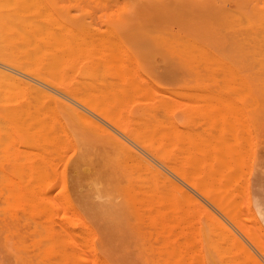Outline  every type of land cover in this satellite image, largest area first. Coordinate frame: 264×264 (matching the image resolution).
<instances>
[{
    "label": "rangeland",
    "instance_id": "rangeland-1",
    "mask_svg": "<svg viewBox=\"0 0 264 264\" xmlns=\"http://www.w3.org/2000/svg\"><path fill=\"white\" fill-rule=\"evenodd\" d=\"M33 29L37 30V33ZM56 33L60 38H56ZM76 34L79 35L78 38ZM73 35L75 36L73 37ZM69 38L74 40L70 42ZM67 41L70 43L69 46ZM113 45H116L118 49H115L116 47ZM52 48L55 52L52 51ZM84 48L86 51H84ZM70 49H72L71 52ZM42 50L45 51L42 53ZM94 50L98 52L94 53L96 52ZM107 50L112 55L116 54L115 57L108 55ZM58 51L63 52V55ZM73 51L76 53L72 57ZM113 51L119 52L113 54ZM204 51H209L208 53L211 54L208 55ZM70 53L72 54L70 55ZM78 53H80L79 56ZM120 55L124 59L120 63L121 66L117 68L119 66L116 67L117 63L119 64L120 59H122ZM111 57L112 59H110ZM56 58L61 59L62 62ZM108 58L110 60L107 61ZM111 60H114V63ZM7 65L18 66L21 73H24L22 76L25 80L30 78L29 80L35 84H37L36 82L41 83V86L45 90L47 89V92L59 93L58 95L62 99H68L67 101L76 105L84 116L87 114L88 119H96V122L102 124L106 123L104 128L107 131L123 134L125 129L122 131L123 126L121 125L124 123L126 131L130 128L129 131L131 132L135 131V133L156 137L155 134L157 133L155 132L157 131L152 133L149 128L156 123L157 125L152 129H158L159 133V128L162 127L165 120L168 125L171 124V128L177 125L179 129H183L185 134L187 130L195 133V136L198 133L197 141L199 140V144H203L207 139L212 140L206 134L207 131L208 133H214L215 130L220 129L221 134L223 132L228 136L229 130L227 126L223 125L227 123L224 122L225 116L227 120L230 114L235 116V111L228 112L230 107L226 103V101L231 103V109H234L236 97L234 88L252 85L253 87L262 88L264 86V0H0V70H6ZM99 65L101 68H99ZM132 65L135 69L132 68ZM115 69L121 70L122 74ZM93 71L96 73L94 74ZM60 73L61 75H59ZM118 73L122 77L124 76L123 81L121 76L120 78L119 75H116ZM140 74L141 76H138ZM91 75H94V77ZM129 75L132 79L136 77L134 80L138 82V84L136 82L137 85L128 86L130 83H127V81L130 82L129 80H131ZM61 76L62 80H60ZM96 77H99L100 80ZM104 79L106 83L103 81ZM134 80H132V83H135ZM109 82L112 84H110L111 86ZM116 83L118 86H116ZM139 83H142L140 85L144 88L146 86L147 89H149V85L152 86V92L147 90L149 91L148 94L144 88H139L142 92L140 90L136 91L138 87H141ZM121 86H124V88ZM110 87L111 89H108ZM103 88L105 90H102ZM122 89L131 91L126 93V90ZM21 90L22 92H20ZM108 90L113 94L111 97H109L111 93ZM4 91L0 92V264H59L60 261L62 264H83V262L84 264H254L257 261L264 263V107L262 111L249 110L245 107L240 108L241 112L240 109L237 110L236 115H239L238 112H240L245 116V122L247 121L249 124L250 121L252 131L250 135L247 133V128L243 131L240 127V130L245 133L237 128L236 132L232 130L231 134L235 135H233L234 143L236 142L238 145L241 142L238 141L240 140L238 137L241 138V136L244 135L245 137L246 135V137H249L250 144L247 143L249 141L247 140L244 145V140H242L240 144L246 148L248 147L247 150L243 151L245 147H242V151H239L241 145L239 147L236 145V148H233L238 149L239 155L241 152L240 156L237 155L238 153L234 154V156H239L240 160H235L237 163H233L231 160L230 162L227 159H225L227 162L221 160L220 175L217 179L215 175L213 177L210 173L211 167L208 168L212 164L211 170H217L213 169V163H216L218 167L219 162H216L218 158L214 160V156L218 154L212 156V160L209 161L207 155L206 157L205 154L204 156L200 155L204 148L201 151L197 150L200 151L199 153L193 151L195 148H191L192 141H190L189 148V144L187 145L184 141L193 137V135L181 140L183 141L181 142L179 138L182 139V137L177 133L172 138L175 142L172 143L170 138L171 145L168 143V148L167 145L161 147L156 144L160 147V152L165 153L167 158L171 159L169 160L173 166H179L178 168L185 170V178L183 177L185 180L180 178V182L182 181L181 184L183 183L182 186L188 190V193H193L195 199L193 195L189 196L191 194L184 196L182 199V197H179V193L172 191V193L175 192V195L171 196L172 200L164 198L163 201V198L160 200V198L155 197V199L137 200V204L130 200V194L133 192L134 187L124 163H114L115 166H112L111 173L114 174L116 179L113 184L115 189H109L108 182L100 180L98 174L93 175L98 170L99 160L102 161V166L100 165L98 171L101 169L107 171L109 167L103 164V158L98 156L97 151L102 150L104 152L103 157L106 158L116 155L112 146L105 141L106 135L103 134L104 132L98 131L97 143L101 145L104 142L105 146L102 144V147H99L96 144L100 149L98 150L97 146L93 148L90 157L91 159L94 158L93 167L95 165L96 170L92 169L91 171L89 166L81 159L84 146L78 139L76 129L67 122L64 113H61L62 119L65 120V124H62L58 118L56 120L52 116V113L55 115L53 110H45V108H50V104L47 107L42 105H46V102H48L47 97H44V99L37 95L32 100L30 97H33V92L24 88L20 90L17 88L19 96L14 93L16 91L14 90L11 94L12 97L10 94V97H8L7 92H5L6 97L2 94ZM105 91L108 94L103 93ZM187 91L188 93L191 92L192 95L189 96ZM229 91L231 92L229 93ZM115 92L118 93L117 96H115ZM128 93H130V96ZM198 94L201 95L197 96ZM150 95L151 99L154 98L152 101L149 99ZM166 95H170L169 97L172 96L174 99L171 97L170 105L168 104L164 108L162 105L165 104H162L160 97ZM207 95H209L208 98L211 97L210 95H214V98L220 96L222 97H219L220 101L223 99L224 102L219 101V104L216 103L217 107L212 101L210 102V99L206 98ZM20 96L23 98H19ZM146 96L148 100L145 99ZM37 97L41 101L44 100V102H35L40 101ZM72 97L74 98L72 99ZM95 97L99 101L97 98L93 99ZM229 97H233V101H228L230 100ZM90 98H92L91 102L93 101V104H91ZM224 98H227V100L225 101ZM111 99L112 101H109ZM193 99L195 103L190 102L194 101ZM205 99L207 102L202 101ZM84 100H88L90 103ZM111 102H115L114 105ZM120 102L122 104H119ZM209 102L210 104H207L208 107H206L208 109L202 108ZM52 105L53 103H51ZM34 106L37 109H34ZM223 106L227 108L224 109L225 111H223ZM118 107L119 109H117ZM213 107L218 111H215ZM114 108L117 109L114 110L115 112L113 111ZM38 110H40V114L37 113ZM216 112L222 113V115L216 114ZM118 113L121 115L120 117H118ZM46 115L51 119L49 117L46 118L47 120L44 119ZM216 116L218 118L220 116V118L218 119ZM244 116L241 118H244ZM260 116L263 119L262 123L257 119ZM124 117L129 119L126 120ZM230 117L232 118V116ZM235 117L239 119V116ZM39 118L44 119V122ZM210 118L214 123L211 122L207 125L208 120L209 122L211 120ZM162 119L164 120L162 121ZM214 119H218L217 122L220 120L221 128L214 125L216 122ZM115 120L121 121L115 122ZM168 120H171V122ZM233 120L235 119L232 118ZM236 120L234 126H237L238 122L241 121ZM242 121L244 122L243 119ZM42 123L47 124L43 126ZM115 123L122 124L117 126ZM146 123L151 125L147 124V126ZM57 124L58 126H56ZM78 124L81 125L79 120ZM248 124L243 125L248 127ZM45 127L46 130H43ZM57 127H60L63 131ZM223 127H226V129ZM111 128L114 130L112 131ZM147 128L152 134L148 133V130L144 131ZM119 129H121V132ZM185 129L186 131H184ZM178 131L180 132V130ZM192 133L188 132V134ZM202 133L206 134L207 139L204 137V140H202L205 135L202 136ZM224 134L222 137H224ZM217 136L215 135V137ZM213 139L215 143L220 140ZM232 139L230 142H233ZM191 140L194 139L191 138ZM174 143L178 147L180 143H184V150L182 149L183 146L179 147L180 150L185 151L180 152L184 156L179 153L180 150ZM231 144L222 146L227 147L229 151L230 147L232 148ZM175 146L176 148H174ZM200 146L205 147L206 150L209 147L208 145L207 147L206 145ZM216 146L215 144L214 147L216 148ZM187 147L192 149V151L190 150L191 154L200 155L206 162L208 160V163H212L208 166L202 159V162L199 163L201 160L199 161L196 156L199 161L196 166L203 163L201 167L199 166L200 168L198 167L202 170H197L194 162L191 163L195 157L193 156V160L190 159L192 155L187 152L186 158L192 161L188 162L185 158V153L188 151ZM214 147L212 149H215ZM57 148L61 150L58 151ZM209 149L212 150L210 147ZM209 149L208 151H210ZM143 151L148 155L151 154L146 150ZM26 152H30L28 154L31 156ZM40 152V155L44 156L43 158L38 154ZM204 152L207 154L205 150ZM210 152L214 154L215 150ZM93 153H96V155ZM178 155H181V158ZM150 156L152 157V155ZM176 156L178 160L173 159ZM118 159L122 161L120 158ZM231 159L234 161L235 157ZM157 160L156 162L159 163ZM179 161L181 162L179 163ZM41 166L45 167V171L48 168L47 174H49V177L54 176L51 178V182L45 176L46 172L42 175L45 176V179L42 178L38 182V179H40L38 176L44 171ZM30 168L38 173L42 171L38 176L36 174L34 178V175L31 176L32 170ZM51 169L55 171V173L53 172L54 175H52ZM108 170L110 172V168ZM206 172L212 178H208V183H203L205 179L201 178H203V174L205 176ZM186 175L192 178L195 177L192 179L193 182L195 180V184L191 183V178H186ZM200 176L202 177L200 178ZM216 176L218 175L216 174ZM213 178H215V181H213ZM200 179L203 181L199 183ZM210 179H212L211 182ZM2 181H5L4 184ZM47 182H50V184ZM40 183V188L46 186L47 183L46 188L51 189L48 192L45 190L43 196L38 191ZM201 183L206 185L205 188L199 187L198 184ZM48 185H51V188ZM14 187L17 191L14 190ZM19 189L23 191L24 197L26 195L31 197L33 193L34 202L30 201L29 197V200L22 197V192H18ZM13 190L16 193L18 192L21 198ZM31 190H34V192ZM45 195L46 197H44ZM86 197L90 199L86 201L84 199ZM38 199L41 200L40 203L42 202V204L38 203ZM112 200L119 209L116 216H105L98 213L100 207L109 204ZM162 202L164 203L162 204ZM42 205L46 209L41 208ZM76 214H79V216ZM52 215L54 217L51 220ZM74 216L77 217L74 218ZM71 220L76 222L77 225L74 230H70ZM84 226L88 227L85 228ZM233 235L238 238V243L240 239L241 243L245 244H243L244 246L251 247L249 250L254 253V257L248 259L242 250L237 248L239 245H237ZM87 239L86 244L89 245L83 246L86 245L84 243ZM61 240H65L62 246ZM79 243L82 245H79ZM64 245L67 247H64ZM90 248L92 249L90 250ZM79 253L81 256L83 254L81 260H79Z\"/></svg>",
    "mask_w": 264,
    "mask_h": 264
},
{
    "label": "bare ground",
    "instance_id": "bare-ground-1",
    "mask_svg": "<svg viewBox=\"0 0 264 264\" xmlns=\"http://www.w3.org/2000/svg\"><path fill=\"white\" fill-rule=\"evenodd\" d=\"M200 2V1H199ZM191 4V3H190ZM194 4V3H193ZM197 4V3H196ZM202 5V4H201ZM169 9V8H168ZM65 25V24H64ZM63 27V26H62ZM65 27H66V25H65ZM64 27V28H65ZM84 27V26H83ZM36 29V28H35ZM63 29V28H62ZM18 30V29H17ZM34 30V29H33ZM69 30H71V29H69ZM68 30V31H69ZM37 31V30H36ZM35 30H34V32H36ZM49 31V30H48ZM52 31H53V29H52ZM55 31V30H54ZM33 32V33H34ZM72 32V31H71ZM29 33V32H28ZM37 33V32H36ZM60 33H61V31H60ZM63 33V32H62ZM119 33V32H118ZM31 34V33H30ZM42 34V33H41ZM59 34V33H58ZM66 34H67V32H66ZM62 35H64V34H62ZM76 35H78V34H76ZM102 35H104L103 33H102ZM101 35V36H102ZM107 35V34H106ZM124 35V34H123ZM126 35V34H125ZM35 36H36V34H35ZM60 36V35H59ZM66 36V35H65ZM75 35H73V37H74ZM24 37V36H23ZM53 37V36H52ZM58 36H57V33H56V38H57ZM62 37V36H61ZM79 37V35L77 36V38ZM85 37V36H84ZM58 38H60V37H58ZM83 38V37H82ZM61 39H63V38H61ZM60 39V40H61ZM65 39V38H64ZM70 39V38H69ZM69 39H66V40H69ZM182 39V38H181ZM43 40V39H42ZM46 40H48V39H46ZM52 40V39H51ZM58 40V39H57ZM71 40L72 39H70L69 41L71 42ZM74 40V39H73ZM72 40V41H73ZM77 40V39H76ZM17 41H18V39H17ZM34 41V40H33ZM54 41H56V40H54ZM62 41H64V40H62ZM86 41H88V40H86ZM89 41H91V40H89ZM124 41V40H123ZM22 42V41H21ZM32 42V41H31ZM47 42V41H46ZM59 42V41H58ZM68 42V41H67ZM77 42V41H76ZM84 42V41H83ZM82 42V43H83ZM35 43V42H34ZM43 43V42H42ZM48 43V42H47ZM62 43V42H61ZM65 43H66V41H65ZM80 43V42H79ZM111 43V42H110ZM126 43V42H125ZM41 44V43H40ZM55 44V43H54ZM74 44V43H73ZM77 44H78V42H77ZM188 44V43H187ZM27 45V44H26ZM29 45V44H28ZM31 45V44H30ZM32 45H34V44H32ZM35 45H37V44H35ZM70 45V43L68 42V46ZM71 45H72V43H71ZM44 46H46L45 44H44ZM48 46V45H47ZM51 46H52V44H51ZM107 46H109L108 44H107ZM114 47H116V45H113ZM135 46V45H134ZM33 47V46H32ZM57 47V46H56ZM60 47V46H59ZM72 47V46H71ZM76 47H77V45H76ZM78 47H79V45H78ZM81 47V46H80ZM50 48V47H49ZM73 48H75L74 46H73ZM72 48V49H73ZM82 48V47H81ZM109 48V47H108ZM42 49V48H41ZM56 49V48H55ZM61 49H62V47H61ZM72 49H70V52L72 51ZM113 49V48H112ZM115 49H118L117 47L115 48ZM114 49V50H115ZM141 49V48H140ZM205 49V48H204ZM242 49V48H241ZM17 50H18V48H17ZM33 50V49H32ZM37 50V49H36ZM51 50V49H50ZM54 49L52 48V51H53ZM78 50H79V48H78ZM81 50V49H80ZM121 50V49H120ZM45 51V50H44ZM43 50H42V53L44 52ZM67 51V50H66ZM82 51V50H81ZM84 51H86L85 50V48H84ZM83 51V52H84ZM94 51H96V50H94ZM108 51V50H107ZM39 52H40V49H39ZM54 52H55V50H54ZM58 52H60V51H58ZM63 52H64V50H63ZM62 52V53H63ZM69 52V51H68ZM68 52H67V54H68ZM98 51H96V52H94V53H97ZM109 52V51H108ZM115 52H117V54H118V52L119 51H115ZM114 51H113V54L115 53ZM190 52V51H189ZM205 52H207V51H204V53ZM209 52V51H208ZM207 52V54L209 55V54H211V53H208ZM36 53H38V52H36ZM41 53V55H43ZM47 53H49V52H47ZM50 53H52V52H50ZM61 53V52H60ZM61 53V54H62ZM73 53V55H71ZM72 53H70V55L73 57L74 56V54L76 53H74V51L72 52ZM191 53V52H190ZM223 53V52H222ZM31 54V53H30ZM65 54V53H64ZM79 54L80 53H78V56H79ZM87 54V53H86ZM122 54V53H121ZM226 54V53H225ZM21 55V54H20ZM26 55V54H25ZM40 55V56H41ZM54 55V54H53ZM52 55V56H53ZM58 55V54H57ZM60 55V54H59ZM63 55V54H62ZM69 55V56H70ZM108 55H112V54H110V52L108 53ZM116 55V54H115ZM115 55H112V57L114 56L115 57ZM206 55V54H205ZM30 56V55H29ZM76 56H77V54H76ZM50 57H51V55H50ZM112 57L110 58V59H112ZM120 57H122V59H120ZM120 57H119V59H120V61H119V64L117 63V65H116V67L117 68H119L121 65H120V63L121 62H123V56L122 55H120ZM42 58H44V57H42ZM47 58V57H46ZM61 58V57H60ZM197 58V57H196ZM27 59H28V57H27ZM51 59V58H50ZM57 59V58H56ZM62 59V58H61ZM61 59H57V60H59L60 62H62L61 61ZM109 58L107 59V61L108 60H110ZM130 59V58H129ZM39 60V59H38ZM55 60V59H54ZM64 60V59H63ZM122 60V61H121ZM30 61V60H29ZM65 61H66V59H65ZM67 61H68V59H67ZM113 63H114V60H111ZM110 61V62H111ZM117 61V62H118ZM125 61V60H124ZM134 61H135V59H134ZM205 61H207V60H205ZM51 62H52V60H51ZM130 62V61H129ZM133 62V61H132ZM136 62V61H135ZM212 62H213V60H212ZM113 63H112V65H113ZM126 63V62H125ZM234 64V63H233ZM46 65V64H45ZM44 65V66H45ZM50 65H52V64H50ZM54 65H56V64H54ZM126 66H127V64H125ZM8 66V65H7ZM43 66V67H44ZM63 66V65H62ZM42 67V66H41ZM55 67V66H54ZM60 67H61V64H60ZM59 67V68H60ZM64 67V66H63ZM62 67V68H63ZM210 67V66H209ZM56 68V67H55ZM59 68H57V69H59ZM78 68V67H77ZM99 68H101L100 67V65H99ZM115 68V67H114ZM132 68H134L133 67V65H132ZM46 69V68H45ZM86 69V68H85ZM124 69V68H123ZM135 69V68H134ZM55 71H56V69H54ZM97 70V69H96ZM95 70V71H96ZM103 70V69H102ZM101 70V71H102ZM116 71L118 70L119 71V69H115ZM115 70H114V72H115ZM239 70V69H238ZM245 70V69H244ZM52 71V70H51ZM50 71V72H51ZM117 71V72H118ZM123 71V70H122ZM129 70L127 69V72H128ZM43 72V71H42ZM59 72V71H58ZM57 72V73H58ZM92 72V71H91ZM103 72V71H102ZM121 74H122V72H121V70L119 71ZM126 72V73H127ZM131 72V71H130ZM233 72V71H232ZM237 72V71H236ZM73 73V72H72ZM85 73V72H84ZM93 73H94V71H93ZM96 73V72H95ZM94 73V74H95ZM99 74H101L100 72H98ZM97 73V74H98ZM120 73H118V74H116L118 77H122V75H120ZM133 73V72H132ZM0 92H3L4 90V93H2L4 96H6V93L5 92H7V94H8V97H10L11 96V94H12V92H14V90H16L14 93H18V91H17V88L20 90L21 88H24V89H27V90H29L30 92H33V97H30V98H32V100H34L35 99V97L37 96V95H40V97H42V98H48V102H46V105H44V104H42L43 106H46L47 107V105L49 106V104H50V108L48 107V108H45V110L46 109H50L51 111L53 110V112H54V114L55 115H53V113H52V116H54L55 118H56V120H57V118L59 119V121H60V123H62V124H65V120H63L62 119V117H61V113H64L65 114V116H66V120H67V122L68 123H70L72 126H74V128L76 129V132H77V135H78V139H80V142L82 143V145L84 146V151H82L83 153H82V155H81V159L89 166V169H91V171H92V169H94V171L96 170L95 169V165H94V167H93V163L95 162L94 161V158L93 159H91V157H90V155L92 154V152H93V148H95V146H97L98 145V131H101V132H104L103 134H105L106 136H105V141L107 142V143H109L111 146H112V148H113V151H114V153L116 154L114 157H108V158H106V157H103V153L104 152H102V150H99L100 148V146L104 143H101V142H99V143H101V145H98L97 146V148H98V150L99 151H97V149H95V151H97L98 152V156L101 158H103V164L105 165V166H109L108 168H110V172H108L109 170H108V168H107V171L106 170H104V169H101L100 171H98L99 170V167H101L102 165H101V162L102 161H100L99 159V166L97 167V169L98 170H96V171H98V172H91V173H93V175L94 174H98V177H99V179L100 180H103V182L106 180V182H108V184L110 185V188L109 189H115V187H114V183L116 182V179L114 178V174L113 173H111V171H112V166H115V165H113L114 163H118V164H122V163H124L125 164V167H126V170H128V172H129V176H130V180H131V183L133 182V187H134V189L132 190L133 192L130 194V200H131V202H136L137 200H140V199H149V198H154L155 199V197L156 198H160V200H162V198H163V201L166 199L167 200V198L169 199V200H172V197L171 196H174L175 194V192H177V194L179 193V197L181 198L182 197V199H183V197L184 196H188V194H191V195H189V196H192L193 195V193L191 192V191H189V192H191V193H188L187 191L188 190H186L185 189V187L183 188V186H182V184H181V182H180V178H182L183 179V177H184V171L185 170H183V169H181V168H178L179 166H176L175 167V165L173 166L172 164H171V162H170V160L167 158V156H166V154L165 153H161L160 152V147L159 146H161V147H164V146H166L168 143H170L169 141H170V138H171V141H172V143L173 142H175V140H173L172 138H174L175 136H176V134L177 133H179V135L182 137V139L181 138H179L180 139V141L181 140H184L185 138H188V137H190V136H192L193 135V137H190V138H188L187 140H185L184 141V143H186L187 145L189 144V148H190V141H192L191 143L193 144L192 146H191V148L193 149V148H195V150H193V151H197V150H202L203 148H204V150L207 152V154L204 152V150H202V152H204L203 154H201L202 152H200V151H197L198 153L200 152V155H202V156H204V154H205V157H206V155H207V157H208V159H209V161H211L212 160V156H214L215 154H218V155H215L214 156V160H216L217 158L219 159V161H218V159L216 160V162L218 163L219 162V164H218V167H217V164L215 165L214 163H213V169H217V170H211L212 169V162H210V163H208V160H207V162L204 160V158L202 159V156H198V155H193V154H191V151H192V149H189L188 147H187V149H188V151H186V153H185V158H186V154H187V152L188 153H190V155H192V157L190 158V159H192L193 160V158L195 157V159H196V156H197V158H198V160L200 161L201 159L202 160H204L206 163L205 164H207L208 166H209V164H211V166H209V168L208 169H210V167H211V169H210V173H212V175H213V177H214V175H215V178L217 179L218 177H219V175H220V169H221V164L220 163H222V161H226L227 162V160H231L233 163L235 162V163H237L236 161H237V159H238V161L240 160L239 159V156L241 155V152H240V155H239V151H242L241 149H242V147H245V146H242L240 143H242V140H244V145H245V141H247V140H249V137H246V135H245V137H244V135L243 136H241V138H239L238 137V139H240V140H238V141H241L240 143H238V145L236 144V142L234 143V134H231L232 133V130L234 131L235 130V132L237 131V129H239L240 130V127H242L241 129L244 131L245 130V128H247L246 130H247V133L248 134H250L251 135V131H252V129H251V126H250V121H249V124L247 123V121L245 122V120H246V118H245V116L243 115V114H240V112H241V109L240 108H242V107H245V109H249V110H252V109H254V110H257V111H262L263 110V107H264V86H262V88L261 87H253V85L252 86H243V87H237V88H234V93H235V102H234V109H236V110H234V109H231L232 108V104L231 103H229V102H227L226 100H227V98H224L225 99V101H226V103H227V105L230 107V111H228V112H234L235 113V116H239V119H238V117L236 118L235 116H233V115H231L230 113V116H232V118H234L236 121H239V120H241L240 122H238V125H239V127H238V125L236 126H234V121L235 120H233L232 121V118L229 116V118H228V120H227V117L225 116V120H224V122H227V123H225L223 126H227V129L229 130V134H228V136H227V134H226V138H230V140H228L227 139V142H229V143H227L226 142V138H225V134L222 132V134H221V132H220V129H217V130H215L214 131V133H211V132H209L208 133V131H207V135L209 136V137H211L212 138V140L211 139H207V137H206V134L205 133H202V140H204L203 138L205 137L206 139V141H201V142H203V144L202 143H200L199 144V140L197 141V139H198V133H196V136H197V138H196V136H195V133H192V132H190V131H186V129L184 130V131H186V134L183 132V129L181 130V129H179L178 128V126L176 125L175 127H173V128H171V124L169 123V125L166 123V121L164 120V119H162V121L164 120V124H167V125H164L163 123V125H162V127L161 128H159L160 130H159V133H158V129H156V130H154V129H152V128H154V126L155 125H157L156 123H155V125H153V126H151V128H149V129H151L152 131V133H153V131H157V132H155V133H157V134H155V136L156 137H150V136H152V135H148V134H146V135H144V134H142V133H135V131H133V132H131V131H129L130 130V128H129V130L128 131H126V128L124 127V120H123V124L122 123H115V124H117V126L118 125H121V126H123L122 127V131H123V129H125V131H123V134H120V133H113V132H115V131H113L112 130V128H111V130L113 131V132H110V131H107L104 127H106V125H104V124H106V123H104V124H102L101 122H96V119L95 120H92V119H88V117H86L87 116V114H85L86 116H84V114H83V112L82 111H80V109L79 108H77L76 107V105H74L72 102H70V101H67L68 99H65L64 97V99H62L61 97H60V95H58V94H52V93H50V92H47L46 90H45V88L44 87H42L41 85V83H39V82H36L35 80H34V82H36L37 84H35V83H33V81H31V80H29V79H27V80H25V78H23L24 76H22L23 74L21 73V70H19V67L17 66V67H13V66H8L7 67V69L6 70H0ZM39 74H40V72H39ZM82 74V73H81ZM87 74V73H86ZM85 74V75H86ZM103 74V73H102ZM115 74V73H114ZM113 74V75H114ZM131 74V73H130ZM134 74V73H133ZM133 74H132V77H133ZM258 74V73H257ZM53 75H54V73H53ZM59 75H61V73L59 74ZM66 75V74H65ZM234 75V74H233ZM251 75V74H250ZM22 76V77H21ZM46 76V75H45ZM55 76V75H54ZM87 76H88V74H87ZM86 76V77H87ZM91 76H93L94 77V75H91ZM101 76V75H100ZM130 77H131V75H129ZM135 76H136V74H135ZM134 76V77H135ZM138 76H141V74L140 75H138ZM103 77V76H102ZM117 77V78H118ZM120 77V78H121ZM128 77V76H127ZM132 77H131V80H129L130 82H128L127 81V83H130V85H128V86H131L132 84H136V82L137 81H135L134 79L136 78H133L132 79ZM49 78V77H48ZM51 78V77H50ZM97 78V77H96ZM95 78V79H96ZM99 78V77H98ZM97 78V79H98ZM119 78V79H120ZM141 78V77H140ZM122 79H124V76L121 78V80ZM60 80H62V76L60 77ZM99 80H100V78H99ZM132 80H134V82L135 83H132ZM254 80H256V79H254ZM259 80V79H258ZM55 81H57V80H55ZM103 81H105V79L103 80ZM123 81V80H122ZM60 83H62L61 81H59ZM100 82H102V81H100ZM140 82V81H139ZM235 82V81H234ZM251 82V81H250ZM57 83H58V81H57ZM103 83V82H102ZM105 83H106V81H105ZM111 83L109 82V85H110ZM117 84V83H116ZM137 84H138V82H137ZM136 84V85H137ZM142 85V83H139V86H141ZM112 85V84H111ZM110 85V86H111ZM121 85V84H120ZM45 86V85H44ZM103 86H104V84H103ZM107 86V85H106ZM114 86H115V84H114ZM116 86H118V84L116 85ZM133 86V85H132ZM105 87V86H104ZM122 87V86H121ZM152 86H150L149 85V89H147L146 88V86H145V88L143 87V86H141V87H138L137 89H136V91H138V90H140L139 88H144L145 90H146V92L149 94V91H147V90H151L150 92H152V88H151ZM236 87V86H235ZM44 88V89H43ZM122 88H124V86L122 87ZM135 88H136V86H135ZM55 89V88H54ZM96 89H97V87H96ZM108 89H111V87L110 88H108ZM127 89H128V87H127ZM127 89H125L126 90V93L127 92H129V91H131V90H127ZM133 89V88H132ZM216 89V88H215ZM3 90V91H2ZM23 90V89H22ZM22 90L20 91V92H22ZM101 90V89H100ZM102 90H105V88H103ZM122 90H124V89H122ZM124 90V91H125ZM134 90V89H133ZM153 90H155V89H153ZM232 90V89H231ZM53 91V90H52ZM80 91V90H79ZM98 91V90H97ZM107 91V90H106ZM106 91L105 92H103V93H106ZM135 91V90H134ZM85 92V91H84ZM108 92H110L109 90H108ZM114 92V91H113ZM140 92H142V90H140ZM145 92V93H146ZM182 92V91H181ZM181 92H180V95H181ZM231 91H229V93H230ZM24 93V92H23ZM57 93V92H56ZM111 93V92H110ZM116 93V92H115ZM146 93V94H147ZM155 93V92H154ZM164 93V92H163ZM172 93H173V91H172ZM191 92H189L188 93V91H187V94L190 96V95H192V94H190ZM232 93H233V91H232ZM9 94H10V96H9ZM30 94V93H29ZM35 94V95H34ZM74 94V93H73ZM83 94V93H82ZM85 94V93H84ZM87 94V93H86ZM96 94V93H95ZM106 94H108V93H106ZM117 94L118 93H116V95L115 96H117ZM186 94V93H185ZM209 94V93H208ZM15 95V94H14ZM23 95V94H22ZM27 95H28V93H27ZM26 95V96H27ZM64 95V94H63ZM62 95V96H63ZM66 95V94H65ZM110 95V94H109ZM113 94L111 93V95L109 96V97H111ZM128 95L130 96V93H128ZM153 95V94H152ZM193 95H195V94H193ZM199 95H201V94H198L197 96H199ZM203 95H206V94H203ZM13 96V95H12ZM11 96V97H12ZM17 96H19L18 94H17ZM59 96V97H58ZM77 96V95H76ZM96 96V95H95ZM107 96V95H106ZM154 96V95H153ZM153 96H152V98H153ZM170 96V95H169ZM169 96H161L160 97V100H161V102H162V104H167L166 106L165 105H162V106H164V108L165 107H167L168 106V104H169V101H170V99H174V97H169ZM211 97H213V98H208L209 97V95H207V99H210V102L212 101V103H214V105L215 106H217L218 107V105H216V103H218L219 104V101L221 100L220 98H222V97H218V96H215V98H214V95L212 96V95H210ZM7 97V96H6ZM71 97V96H70ZM93 97V96H92ZM98 97V96H97ZM97 97H95V98H93V99H96ZM122 97V96H121ZM131 97H133V96H131ZM150 98L149 99H151V95L149 96ZM186 97V96H185ZM204 97V96H203ZM217 97V98H216ZM19 98H21V96L19 97ZM23 98V97H22ZM21 98V99H22ZM29 98V97H28ZM38 98V97H37ZM41 98V99H42ZM44 98V99H45ZM74 97H72V99H73ZM103 98V97H102ZM162 98V99H161ZM195 98H196V96H195ZM205 98V97H204ZM233 97H229V99L230 100H228V101H233V99H232ZM26 99V98H25ZM39 99V98H38ZM99 99H100V97H99ZM113 99V98H112ZM112 99L111 100H109V101H112ZM120 99H122V98H120ZM132 99V98H131ZM146 100H148L147 99V96H146V98H145ZM144 99V100H145ZM154 99V98H153ZM153 99H151V101L153 100ZM203 99V98H202ZM218 99V100H217ZM232 99V100H231ZM17 100V99H16ZM15 100V101H16ZM24 100V99H23ZM40 100V99H39ZM69 100H70V98H69ZM80 100V99H79ZM90 100V102H91V100H92V98H90L89 99ZM97 100H98V98H97ZM104 100V99H103ZM114 100V99H113ZM138 100V99H137ZM175 100H176V98H175ZM194 100V99H193ZM213 100H215V102H213ZM27 101H28V99H27ZM43 102H44V100H42ZM41 100L40 101H35V102H42ZM51 101V102H50ZM84 101H87V103H90V102H88V100H84ZM96 101V100H95ZM99 101V100H98ZM97 101V102H98ZM150 101V102H151ZM182 101V100H181ZM187 101V100H186ZM203 102H205L206 101V99L205 100H202ZM222 101H223V99H222ZM222 101H220L221 103H222ZM8 102V101H7ZM78 102V101H77ZM93 102V101H92ZM91 102V104H93ZM101 102V101H100ZM118 102V101H117ZM175 102V101H174ZM189 102V101H188ZM190 102H194L195 103V100L194 101H190ZM207 102V101H206ZM210 102L209 103H206V106H204V107H202V108H205V109H208V108H206V107H208V105L210 104ZM224 102V101H223ZM23 103V102H22ZM51 103H53V105L51 106ZM79 103V102H78ZM111 103H113V102H111ZM115 103V102H114ZM114 103H113V105H114ZM28 104H31V103H28ZM33 104V103H32ZM80 104V103H79ZM105 104V103H104ZM117 104V103H116ZM119 104H122V102H120ZM182 104V103H181ZM199 104V103H198ZM204 104V103H203ZM208 104V105H207ZM235 104H237L236 106H235ZM97 105H99V104H97ZM101 105V104H100ZM170 105V104H169ZM174 105V104H173ZM231 105V106H230ZM104 106V105H103ZM211 106V105H210ZM31 107H33V106H31ZM51 107H53V108H51ZM116 107V106H115ZM173 107V106H172ZM192 107V106H191ZM26 108V107H25ZM202 108H200V109H202ZM214 109H215V111H218L215 107H213ZM223 108V111H225L224 109H227V108H225L224 106L222 107ZM34 109H37V108H35V106H34ZM41 109V108H40ZM117 109H119V107L117 108ZM117 109H113V111L114 110H117ZM213 109V110H214ZM239 109H240V112H238V114L239 115H236V113H237V110L239 111ZM198 110V109H197ZM35 111V110H34ZM39 111L40 110H38V114H40L39 113ZM41 111H43V110H41ZM87 111V110H86ZM168 111V110H167ZM44 112V111H43ZM89 112V111H88ZM102 112V111H101ZM115 112V111H114ZM117 112V111H116ZM214 112V111H213ZM42 113V112H41ZM46 113H48V111H46ZM87 113V112H86ZM103 113V112H102ZM119 113H121L120 111H119ZM118 113V114H119ZM215 113V112H214ZM217 113H219V112H216V114ZM244 113V112H243ZM34 114V113H33ZM49 114V113H48ZM92 114V113H91ZM128 114V113H127ZM42 115H44V113H42ZM50 115V114H49ZM117 115V114H116ZM219 115H222V113L220 114L219 113ZM244 116V118H241L242 116ZM35 116V115H34ZM121 115L119 114V116L118 117H120ZM128 116V115H127ZM156 116V115H155ZM228 116V115H227ZM241 116V117H240ZM47 117H49L48 115H46L45 116V118L44 119H46ZM100 117V116H99ZM117 117V116H116ZM123 117V116H122ZM217 117V116H216ZM28 118V117H27ZM50 118V117H49ZM81 118V119H80ZM87 118V119H86ZM112 118H114V117H112ZM124 118H126V117H124ZM218 118V117H217ZM219 118H220V116H219ZM218 118V119H219ZM231 118V119H230ZM241 118V119H240ZM2 119V118H1ZM37 119V118H36ZM41 118H39V120H40ZM44 119L42 120L43 122H44ZM51 119V118H50ZM129 119V118H128ZM127 118H126V120H128ZM211 119V118H210ZM218 119H214V121H216L215 122V124L214 125H218L217 127H222V125H221V123H219L220 122V120H219V122H217L218 121ZM222 119V118H221ZM242 119L244 120V122L242 121ZM257 119H258V121L260 122V123H262L263 122V119L261 118V116L260 117H257ZM47 120V119H46ZM46 120H45V122H46ZM54 120V119H53ZM78 120L80 121V126H79V124H78ZM122 120V119H121ZM121 120H119V121H116L115 120V122H120ZM150 120V119H149ZM50 121V120H49ZM98 121V120H97ZM114 121V120H113ZM136 121V120H135ZM162 121H160V122H162ZM168 121H170L171 122V120H168ZM1 122V121H0ZM104 122V121H103ZM112 122V121H111ZM125 122H127V121H125ZM157 122V121H156ZM160 122H158V123H160ZM205 122H206V120H205ZM205 122H203V123H205ZM212 122V124L214 123L213 121H212V119L210 120V122H209V120H208V122H207V125H208V123H211ZM242 122V123H241ZM57 123H59V122H57ZM99 123H101V124H99ZM129 123H131V122H129ZM135 123V122H134ZM137 123V122H136ZM139 123H140V121H139ZM174 123V122H173ZM219 123V124H218ZM233 123V124H232ZM236 123V122H235ZM43 124V126H45V124H47V123H42ZM62 124H59V125H62ZM127 124V123H126ZM145 124V123H144ZM143 124V125H144ZM147 124H150V123H146V125ZM161 124V123H160ZM246 125V124H248V127L246 126V127H244V125L243 126H241V125ZM102 125H104L103 127H102ZM107 125H108V123H107ZM134 125V124H133ZM151 125V124H150ZM150 125H149V127H150ZM2 126V125H1ZM42 126V127H43ZM56 126H58V124L56 125ZM121 126H119V127H121ZM148 126V125H147ZM166 126H170V127H166ZM199 126V125H198ZM234 126V127H233ZM250 126V127H249ZM8 127V126H7ZM41 127V128H42ZM50 127V126H49ZM62 127V126H61ZM64 127V126H63ZM108 127H110V126H108ZM118 127V128H119ZM145 128H146V126H144ZM212 127V126H211ZM210 127V129H213V128H211ZM233 127V128H232ZM31 128V127H30ZM44 128V127H43ZM58 128V127H57ZM135 128V127H134ZM156 128V127H155ZM165 128H168V129H165ZM199 128V127H198ZM223 128H225L226 129V127H223ZM230 128H231V130H230ZM235 128V129H234ZM237 128V129H236ZM58 129H60V127L58 128ZM108 130H109V128H107ZM137 129V128H136ZM135 129V130H136ZM163 129V130H162ZM170 129H171V131H170ZM172 129H174L173 131H175V132H173L172 131ZM176 129V130H175ZM209 129V130H210ZM10 130V129H9ZM43 130H46V127H45V129H43ZM42 130V133L44 132ZM49 130V129H48ZM60 130H62V129H60ZM59 130V131H60ZM120 130V132H121V129H119ZM143 130V129H142ZM145 130H148V128L147 129H144V131ZM164 130L167 132H165L164 133ZM168 130V131H167ZM178 130H180V132L178 131ZM214 130V129H213ZM219 130V131H218ZM242 130H240V131H242ZM3 131V130H2ZM1 131V132H2ZM5 131V130H4ZM3 131V132H4ZM11 131V130H10ZM56 131V130H55ZM55 131H53V132H55ZM63 131V130H62ZM163 131V132H162ZM170 131V134L168 135V132ZM178 131V132H177ZM210 131H212V130H210ZM218 133H217V132ZM224 131V130H223ZM227 131V130H226ZM225 131V132H226ZM242 131V132H243ZM52 132V133H53ZM65 132V131H64ZM140 132V131H139ZM143 132V131H142ZM150 132V130H148V133H150V134H152ZM188 132L189 133H192V134H188ZM204 132V131H203ZM47 133H48V131H47ZM146 133V132H145ZM163 133V134H162ZM243 133H245V132H243ZM50 134V133H49ZM49 134H47V135H49ZM57 134V133H56ZM63 134V133H62ZM182 134V135H181ZM198 134V135H197ZM212 134V135H211ZM223 134H224V137H222L223 136ZM237 134H239V133H237ZM236 134V137L238 136ZM6 135V134H5ZM66 135V134H65ZM154 135V134H153ZM172 137H171V136ZM215 135H218L217 137H215ZM233 136V137H230V136ZM239 135H241V134H239ZM58 136V135H57ZM11 137V136H10ZM14 137V136H13ZM53 137V136H52ZM66 137H67V135H66ZM178 137V136H177ZM184 137V138H183ZM222 137V138H221ZM191 138L192 139H194V140H191ZM196 138V139H195ZM213 138H216L215 140H219V142L218 143H215L214 142V139ZM231 138H233L232 139V141L233 142H230L231 141ZM245 138V139H244ZM8 139V138H7ZM48 139V138H47ZM56 139V138H55ZM70 139V138H69ZM100 139V138H99ZM190 139V140H189ZM236 139V138H235ZM3 140V139H2ZM103 140V139H102ZM189 140V141H188ZM223 140V141H222ZM49 141V140H48ZM69 141V140H68ZM101 141V140H100ZM187 141V142H186ZM212 141V142H211ZM52 142V141H51ZM56 142V141H55ZM59 142V141H58ZM177 142V141H176ZM181 142H183V141H181ZM194 142H196L195 144H194ZM209 142V143H208ZM210 142L211 143H213L212 145L210 144ZM184 143H180L179 144V147H181V146H183L182 147V149L184 148ZM217 145L216 146V148L214 147V145L215 144ZM231 144L230 146H232V148L230 147V149H229V151H228V148L227 147H225L224 148V146L225 145H227V144ZM234 143V144H233ZM247 143L248 144H250V140L249 141H247ZM9 144V143H8ZM11 144V143H10ZM97 144V145H96ZM106 144V143H105ZM156 144H158L159 146H156ZM15 145V144H14ZM104 145V144H103ZM169 145H171V143L169 144ZM173 145V144H172ZM174 145H176L177 146V144H175L174 143ZM187 145H185V146H187ZM196 145V146H195ZM200 145H202V146H204V145H206V147H207V145L212 149V147H214L215 149H212V150H210L209 149V147H207V150L205 149V147H199ZM222 145H224V146H222ZM236 145L239 147L240 145V150L237 152V150L238 149H233V148H236ZM56 146H57V144H56ZM105 146V145H104ZM103 146V147H104ZM176 146L174 147V148H176ZM195 146V147H194ZM234 146V147H233ZM249 146V145H248ZM102 147V146H101ZM170 147H172V146H170ZM178 147V146H177ZM178 147V148H179ZM218 147V148H217ZM229 147V146H228ZM15 148V147H14ZM104 148H106L107 149V147H104ZM167 148H168V145H167ZM199 148V149H198ZM223 148V149H222ZM248 148V147H247ZM247 148L245 147L244 148V150L243 151H245V150H247ZM21 149H23V148H21ZM58 149V148H57ZM146 150L148 153H151V154H147L146 152H144L143 150ZM169 149H172V148H169ZM185 149V148H184ZM183 149V150H184ZM208 149L210 150V151H214L215 150V152H213L214 154H212V152H210V151H208ZM217 149H219V150H217ZM221 149V150H220ZM26 150H28V149H26ZM61 150V149H60ZM59 149H58V151H60ZM179 150H180V148H179ZM191 150V151H190ZM225 150H227V151H225ZM232 152H235V153H232ZM25 151V150H24ZM23 151V152H24ZM94 151V152H95ZM169 151H171V150H169ZM218 151V152H217ZM42 152V151H41ZM41 152L40 153H38L39 155L41 154ZM96 152V153H97ZM167 152H168V150H167ZM166 152V153H167ZM178 152V151H177ZM180 152H185V151H182V150H180L179 151V153ZM209 152H210V154H209ZM229 152H231V153H229ZM27 154L28 153H30V152H26ZM34 153V152H33ZM59 153V152H58ZM96 153H93V154H95L96 155ZM220 153V154H219ZM238 153V154H237ZM25 154V153H24ZM107 154V153H106ZM106 154H104L105 156H106ZM172 154H173V152H172ZM176 154V153H175ZM174 154V155H175ZM181 154V153H180ZM195 154V153H194ZM229 155V157L227 158V156ZM233 154V155H232ZM234 154H237V155H239V156H234ZM29 156H31L30 154H28ZM56 155V154H55ZM150 155H152V157L150 156ZM173 155V156H174ZM182 155V154H181ZM180 155V156H181ZM24 156V155H23ZM35 156V155H34ZM40 156H42V158L44 157L43 155H40ZM179 156V155H178ZM179 156V157H180ZM182 156H184V155H182ZM187 156H189V155H187ZM194 156V157H193ZM211 158H210V157ZM217 156H219V157H217ZM45 157H47V156H45ZM157 158L156 160L157 161H159V163L158 162H156V160L154 159V158ZM171 157V156H170ZM216 157V158H215ZM225 157V158H224ZM234 157H235V159H234ZM41 158V157H40ZM118 158H120L122 161H120ZM181 158V157H180ZM179 158V159H180ZM230 158V159H229ZM231 158H233L234 159V161L231 159ZM173 159H175V160H178L177 159V156H176V158H173ZM187 159V158H186ZM190 159H187L188 160V162H191L192 160H190ZM193 160L191 163H193L194 162V164H195V167H197V170H200V169H198V167L200 166L201 167V165L203 164H201V165H197L196 166V164H198V160H197V162H196V160ZM207 159V158H206ZM225 159H227V160H225ZM92 160H93V162H92ZM175 160H173V161H175ZM202 160L199 162V163H201L202 162ZM214 160H213V162H214ZM222 160V161H221ZM236 160V161H235ZM185 162H186V160H184ZM221 161V162H220ZM230 161V162H231ZM96 162H98L97 160H96ZM181 161H179V163H180ZM196 162V163H195ZM178 163V164H179ZM183 163V162H182ZM176 164V163H175ZM190 164V163H189ZM188 164V165H189ZM232 164V163H231ZM39 165V164H38ZM101 165V166H100ZM104 165H103V167H104ZM191 165H193V164H191ZM233 165V164H232ZM231 165V166H232ZM40 166V165H39ZM45 166V165H44ZM53 167L55 166V165H52ZM184 166H186V165H184ZM194 166V165H193ZM205 166V165H204ZM33 167V166H32ZM43 169L42 170H44V168L45 167H43V166H41ZM41 167H39L40 169H41ZM87 167V166H86ZM125 167H124V169H125ZM199 167V168H200ZM203 167V166H202ZM206 167V166H205ZM204 167V168H205ZM84 168V167H83ZM33 169V168H32ZM31 168H30V170H32ZM34 169H35V167H34ZM41 170V171H42ZM188 170V169H187ZM193 170H194V167H193ZM197 170H196V173H197ZM202 170V169H201ZM200 170V171H201ZM41 171H39V173L37 172V171H34V170H32V172H31V176H33L34 175V178H35V176H36V174H37V176L40 174V172ZM49 170H48V168H47V170L45 171H42V174L41 175H39L38 176V178H40V179H38V182H40L39 180H41L42 178L43 179H45L44 177L46 176L47 177V179L48 180H50V182H51V178H53L54 176H52V177H49V174H47V172H48ZM125 171V170H124ZM189 171V170H188ZM195 171V170H194ZM200 171H199V173H200ZM211 171H213V172H211ZM45 172H46V175L45 176H42V175H44L45 174ZM51 172H52V175H54L53 174V172L55 173V171H52V169H51ZM126 172V171H125ZM187 172V171H186ZM191 172H192V170H191ZM208 172H209V170H208ZM208 172H206V174H205V176L207 177V178H204L205 176H204V174H203V178H201L202 176H200V178L201 179H205L204 181L205 182H203V183H208L209 182V179L208 178H212L211 176H209L210 174L208 173ZM205 173V172H204ZM127 174V173H126ZM207 174H208V176H207ZM216 174L218 175V176H216ZM59 175V174H58ZM187 175H188V172H187ZM186 175V178H191V180L193 179V178H195V177H188ZM31 176H29V177H31ZM179 178V179H178ZM185 178V177H184ZM215 178H213V181H215ZM37 179V178H36ZM181 179V180H182ZM198 179V178H197ZM199 180V183H200V181H203V180ZM34 181H35V179H33ZM32 180V181H33ZM98 180V179H97ZM183 180H185V179H183ZM190 180V181H191ZM6 182H8L7 180H5ZM4 181V182H5ZM14 181H16V180H14ZM187 181H188V179H187ZM212 181V179H210V182ZM3 182V181H2ZM4 182H3V184H4ZM42 182H44V181H42ZM41 182V183H42ZM50 182H47V183H49L50 184ZM194 182H195V180H194ZM193 182V180L191 181V183H194ZM41 183L39 184V189H38V191L42 194V196H43V194H45V190H46V192H48V190H51V189H48V188H46V186H47V183H46V186H43V187H41L40 188V185H41ZM45 183V182H44ZM186 183H188V182H186ZM196 183H198V182H196ZM203 183H201L202 184V186H201V184H198V185H200L199 187H204V186H206V185H203ZM189 184V183H188ZM195 184V183H194ZM6 185H8L7 183H6ZM5 185V186H6ZM185 185V184H184ZM191 185V184H190ZM32 186V185H31ZM51 185H48V187H50ZM8 187V186H7ZM10 187V186H9ZM16 187V186H15ZM14 187V190H16L17 191V189ZM188 187V186H187ZM11 188V187H10ZM46 188V189H45ZM51 188V187H50ZM130 188V187H129ZM205 188V187H204ZM9 189V188H8ZM11 189H13V188H11ZM10 189V190H11ZM13 190V192L14 193H16L15 191ZM19 190H21V189H19ZM18 190V192L19 193H21L22 194V197H24V195H23V191L21 190V191H19ZM129 190V189H128ZM32 192H34V190H31ZM37 191V190H36ZM36 191H35V193H36ZM130 191V190H129ZM172 191H175L174 193H172ZM7 192V191H6ZM18 192L16 193V194H18ZM30 193V192H29ZM29 193H27V194H29ZM26 194V193H25ZM31 194V193H30ZM174 194V195H173ZM181 195V196H180ZM11 196V195H10ZM18 196L21 198V195L20 194H18ZM30 195H28V197H29ZM33 196V197H32ZM35 196H36V194H35ZM27 197V195H26V197H24V198H28ZM37 197V196H36ZM44 197H46V195L44 196ZM193 197H194V195H193ZM193 197H191V198H193ZM30 198V201L32 200L33 202H34V195H33V193H32V195H31V197H29ZM29 198H28V200H29ZM32 198V199H31ZM165 198V199H164ZM174 198V197H173ZM177 198H178V195H177ZM188 198V197H187ZM190 198V199H191ZM86 201H87V199L89 200L90 198H84ZM174 199H176V198H174ZM194 199H195V197H194ZM38 201H39V199H38ZM37 201V202H38ZM41 201V200H40ZM40 201L38 202L39 204H42V202L40 203ZM150 201V200H149ZM158 200L156 199V202H157ZM185 201V200H184ZM197 201V200H196ZM146 202H148V201H146ZM145 202V203H146ZM160 202V201H159ZM170 202V201H169ZM168 202V203H169ZM37 203V204H38ZM90 203V202H89ZM108 203V202H107ZM137 203V202H136ZM142 203V202H141ZM144 203V204H145ZM164 202H162V204H163ZM38 204V205H39ZM138 204V203H137ZM170 204V203H169ZM172 204V203H171ZM180 204V203H179ZM182 204H183V200H182ZM140 205V204H139ZM174 205V204H173ZM26 206V205H25ZM138 206V205H137ZM149 206V205H148ZM166 206H168L167 204H166ZM36 207V206H35ZM39 207V206H38ZM91 207V206H90ZM37 208V207H36ZM41 208H43V209H46V207L44 208L43 207V205H42V207ZM69 209V208H68ZM51 210V209H50ZM119 209H118V207L115 205V203H114V200H112V201H110L109 202V204H104L102 207H100V209H98V213H100L101 215H105V216H111V215H113V216H116V212L118 211ZM40 211V210H39ZM47 211V210H46ZM73 211V210H72ZM168 211V210H167ZM167 211H166V213H167ZM52 212V211H51ZM51 212H49V214H51ZM172 212V211H171ZM36 213H38V212H36ZM74 213V212H73ZM96 213H97V211H96ZM140 213V212H139ZM49 214H47V215H49ZM53 214H54V212H53ZM55 215V214H54ZM54 215H52L51 216V220H52V217H54ZM74 215H75V213H74ZM77 216H79V214H76ZM71 216H73V215H71ZM76 216V217H77ZM75 216H74V218H76ZM69 218H70V216H69ZM68 218V219H69ZM74 218H73V220H74ZM54 221H55V218L53 219ZM73 220H71V223H72V226L70 227V230L72 229V230H74V228H76L77 227V225L75 224L76 222H73ZM75 220H78V219H75ZM55 223V222H54ZM84 223V222H83ZM86 224V223H85ZM79 226V225H78ZM85 227V226H84ZM88 227V226H87ZM87 227H85V228H87ZM57 230V229H56ZM69 230V229H68ZM67 231V230H66ZM76 231V230H75ZM88 231V230H87ZM58 232V231H57ZM69 234V233H68ZM73 234V233H72ZM52 235V234H51ZM84 237V236H83ZM232 237V236H231ZM233 237H234V239L237 241V245H239L238 247H237V245L235 244V246L237 247V248H240L241 250H242V252L245 254V256L249 259L250 257L252 258V257H254V253L253 252H251L250 250H249V248H251V247H249V248H247L248 246H244L245 244L242 242L241 243V240L239 239V243H238V238L235 236V235H233ZM237 239H236V238ZM71 238V237H70ZM79 238V237H78ZM72 239V238H71ZM235 240H233V241H235ZM63 241H65V240H61V246H62V244L63 243H65V242H63ZM88 241V239L87 240H85V243L84 244H86V242ZM57 242V241H56ZM94 243V242H93ZM235 243V242H234ZM244 244V245H243ZM68 245V244H67ZM79 245H82L81 243H79ZM87 245H89V244H86V245H83V246H87ZM66 245H64V247H65ZM67 247V246H66ZM91 247V246H90ZM74 248V247H73ZM76 248V247H75ZM83 248V247H82ZM80 249V248H79ZM84 249H86V248H84ZM92 248H90V250H91ZM94 249V248H93ZM62 250V249H61ZM65 252V251H64ZM63 252V253H64ZM79 252V251H78ZM82 253H83V251H81ZM60 253V252H59ZM70 253V252H69ZM73 253V252H72ZM87 253V252H86ZM90 253V252H89ZM92 253V252H91ZM90 253V254H91ZM80 254V253H79ZM88 255V254H87ZM63 256H64V254H63ZM76 256V255H75ZM78 256V255H77ZM82 256H83V254H82ZM81 256V254H80V257H79V260H81L80 258L82 257ZM89 256V255H88ZM74 258V257H73ZM73 258H72V260H73ZM77 258V257H76ZM61 259V258H60ZM83 259V258H82ZM91 259V258H90ZM78 260V261H79ZM97 260V259H96ZM78 261H76V262H78ZM75 262V263H76ZM92 262V261H91ZM72 263V262H71ZM79 263V262H78ZM82 263V262H81ZM89 263V262H88ZM93 263H95V262H93ZM256 263H258V264H264V263H260V262H255L254 264H256ZM59 264H62L61 263V261L59 262ZM83 264H84V262H83ZM103 264V263H102Z\"/></svg>",
    "mask_w": 264,
    "mask_h": 264
}]
</instances>
